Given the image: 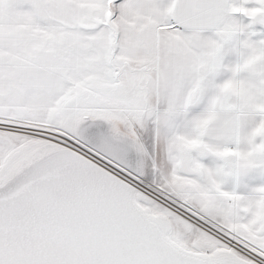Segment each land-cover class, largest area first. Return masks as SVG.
<instances>
[{"label": "snow or ice", "instance_id": "obj_1", "mask_svg": "<svg viewBox=\"0 0 264 264\" xmlns=\"http://www.w3.org/2000/svg\"><path fill=\"white\" fill-rule=\"evenodd\" d=\"M0 264H264V0H0Z\"/></svg>", "mask_w": 264, "mask_h": 264}]
</instances>
